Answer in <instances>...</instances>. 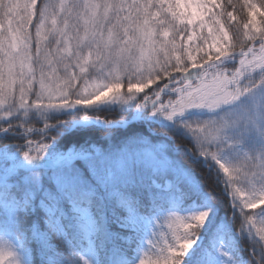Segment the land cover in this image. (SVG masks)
<instances>
[{"label":"snow or ice","instance_id":"snow-or-ice-1","mask_svg":"<svg viewBox=\"0 0 264 264\" xmlns=\"http://www.w3.org/2000/svg\"><path fill=\"white\" fill-rule=\"evenodd\" d=\"M228 6L0 0V264H264V5Z\"/></svg>","mask_w":264,"mask_h":264},{"label":"trees","instance_id":"trees-1","mask_svg":"<svg viewBox=\"0 0 264 264\" xmlns=\"http://www.w3.org/2000/svg\"><path fill=\"white\" fill-rule=\"evenodd\" d=\"M219 2H221L222 4H224L226 6L228 5V0H219ZM251 2L257 4L258 6L264 5V0H251ZM232 5L235 6V10L231 6L227 7V10L233 11V15L236 16V18H237L236 21H233L232 23L236 26L241 27V29H242L243 23H245L247 21V18H248L247 17V8L244 7V0H232ZM257 19L258 20L264 19V17L258 16ZM228 30H229V34L231 36L233 34V29L229 28ZM204 31L206 34L207 30L205 29ZM209 42H211L210 38H209ZM236 50L239 51V47H237ZM197 58H199V55H197ZM153 87H154V85H153ZM146 91H148V90H146ZM0 114H2V113H0ZM108 118L109 119H119L120 117L118 115H110ZM32 126L39 128V127H42L43 124L41 122L40 124H33ZM252 211H259V209H255ZM238 223H239V221H237V224ZM258 225H259V223H257L256 226L261 227V225H259V226ZM165 227H167V225H165ZM174 228H176L178 230V232H183V230H184L179 224L174 225ZM169 235H170V233H169ZM240 247H246V245L241 243Z\"/></svg>","mask_w":264,"mask_h":264},{"label":"rangeland","instance_id":"rangeland-1","mask_svg":"<svg viewBox=\"0 0 264 264\" xmlns=\"http://www.w3.org/2000/svg\"><path fill=\"white\" fill-rule=\"evenodd\" d=\"M204 32H205V31H204ZM205 50H207V49H205ZM259 225H260V224H259ZM259 225H258V226H259Z\"/></svg>","mask_w":264,"mask_h":264}]
</instances>
